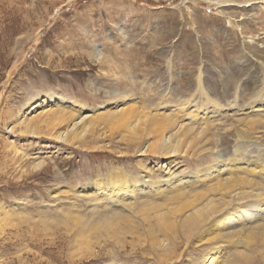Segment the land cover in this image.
I'll return each mask as SVG.
<instances>
[{"label":"rangeland","instance_id":"1","mask_svg":"<svg viewBox=\"0 0 264 264\" xmlns=\"http://www.w3.org/2000/svg\"><path fill=\"white\" fill-rule=\"evenodd\" d=\"M47 94L69 102H48L34 113L39 116L27 117L34 99ZM127 96L130 102L119 109L130 104V126L146 117L136 146L116 137L105 147L89 125L84 129L87 121L76 120L98 119ZM214 106L223 110L209 113L206 123L188 122L187 112ZM55 116L66 120L53 129L48 123ZM186 120L184 143L191 139L192 148L178 152L174 164L159 147L142 154L148 127L165 121L171 133L183 134L178 123ZM69 125H77L72 133L84 132L85 141L59 139ZM237 159L250 168L247 179L256 180L249 163L264 167V0H0V264H168L158 261L148 241L137 240L148 228L142 212L159 196L116 206L121 214L114 233L97 226L118 211L106 209L85 185L121 170L163 181L223 161L240 178L242 166L228 163ZM37 161L43 166L35 169ZM228 170H221L223 182ZM205 188L198 175L187 198ZM259 198L264 194L254 192L239 201ZM260 212L238 226L255 242L235 241L222 257L214 254L222 264L234 257L238 264H264ZM228 230L233 227L220 232ZM245 249L250 257L239 254ZM193 255L202 252L189 247L178 264Z\"/></svg>","mask_w":264,"mask_h":264},{"label":"bare ground","instance_id":"2","mask_svg":"<svg viewBox=\"0 0 264 264\" xmlns=\"http://www.w3.org/2000/svg\"><path fill=\"white\" fill-rule=\"evenodd\" d=\"M48 102H50L52 106H57V104H59L58 102L66 103L69 101L54 94H47L46 99L38 96L34 99V102L30 104L28 110L24 114H27V117H29L36 113L39 108L48 105ZM127 102H130V96L115 101L112 111L110 113L100 112L98 119L92 115V117L88 115H79L76 120H81L82 122L87 121L84 129H87L89 125L90 135L94 136L96 142L99 140L107 142V144H103L105 147L110 145L116 137H119V139H126L125 141H127L129 145L131 141L133 145L136 146L142 137L141 129L139 128L140 124L142 121H145L146 117L143 116L139 118L136 123H132L130 126V104L126 108L119 109L121 104L124 105ZM72 104L75 103L72 102ZM83 107H81L82 110L84 109ZM115 107L117 108L116 110ZM252 108L253 111H259V109H255L256 106ZM222 110L223 108L221 106L215 107L214 110L212 109L211 111H207V109H196V111H193L196 112L195 114H192L193 112L191 111V113L187 112L186 115L189 116L188 122L201 121L204 124L207 122L206 118L209 113L220 114ZM37 116H39V114H34L31 118ZM164 116L168 119L167 115ZM89 117H91L90 120ZM138 117L139 116H137V118ZM65 120L66 119L63 117L55 116L53 121L48 124L54 129ZM74 120L75 119L72 118L68 121ZM187 120L178 123L179 127L177 131H185V134H179L177 132L175 134L171 133V131L168 130L170 128V125L168 126L169 122L165 121L163 124L160 123V127L158 126L155 128L153 124L148 127L145 134L148 138L145 142H141L142 154H147L156 147H159L161 153L170 157L167 158L168 165L174 164L175 161H177L175 157L178 152L182 150L188 152L192 148L193 141L191 139L184 143L186 140L185 136L187 135L186 132L190 128L188 123H185ZM161 121H163L162 118ZM97 122L99 125H96ZM30 127L33 133L38 136L41 135V133L37 131L35 125H30ZM72 127L73 125L65 127L66 131L62 134L58 133V138L62 139L65 143L76 145L85 141V133L82 131L83 133H80L77 138L76 135L72 133L76 130L75 128L77 125H75L73 129ZM166 135H169L168 139ZM151 137H154L156 142L152 141L150 139ZM226 163V161L220 164L217 162L199 169V172L189 171L181 176H169L163 181L153 179L151 174L146 176H142L141 174L130 175L126 170H121L119 173H110L107 175V178H103L100 175L98 179H94L89 185H85L84 191L93 189L96 196L95 199L100 201L106 209L112 211H118L116 206L119 207L121 203H125L126 206V203L132 202L131 204L136 205V202L133 201L138 197H147L151 194H154L156 197L159 196L160 200L154 204L152 203L153 205L151 206L153 212L157 214H155L157 222L154 224L152 223L151 219L153 213L151 209H145L142 212L144 216L143 221L147 222L148 228L138 235L140 237L137 240L142 244L148 241L151 249L155 251L156 258L159 262H164V258H167L168 264L182 263L185 259L187 250L189 247H192L195 250H201L202 255L200 257L193 255L191 257L192 259L187 264H193L194 261L195 264H222L219 259L215 258L214 254L217 253L222 257L229 248V245L234 244L233 242L235 241H237L235 242L237 246L243 243L249 246L255 242L249 235H240L241 231L238 226H245L247 223L253 221L254 218L260 215L262 216L260 210H264V198H259L256 203L253 201L241 203V201H239L245 197L253 196L254 192L258 196L264 194V184L262 182L264 178V167L257 162L250 161L249 165H252V168L254 167L256 169L259 177V179L257 177L256 180H252L247 179L250 168L242 165L245 163L244 161L237 159L236 162H228L230 165L238 164L242 166L243 169H241V173H243V171H245V173L240 178L235 177L233 172H229ZM41 166H43V161H37L34 163L33 168L37 169ZM222 168L228 170L225 182H223L224 177L221 172ZM198 175L205 181V186H207V188H205L204 191H197L193 196L187 198L192 179L197 178ZM90 186L93 187L88 188ZM247 188L250 189L247 190ZM170 193L174 195L170 196ZM212 196L213 198H210ZM206 199L210 200L206 201ZM226 204H230L231 207H223ZM120 214L121 212L119 211L109 213L105 219L111 220L104 221L97 227L115 229V220L118 219ZM101 218L104 219L102 216ZM231 227H233V230H228L227 233L220 232ZM138 228L139 226H137L136 219L130 214V232L136 233L135 231H131V229ZM116 232L118 231L115 229L114 233ZM192 241H194V243ZM257 241L264 242V227ZM237 249L243 248L238 247ZM247 249L239 254L246 257L253 253L247 251ZM252 250L255 249L253 248ZM226 264H238V261L234 257V259L231 258L227 261Z\"/></svg>","mask_w":264,"mask_h":264}]
</instances>
